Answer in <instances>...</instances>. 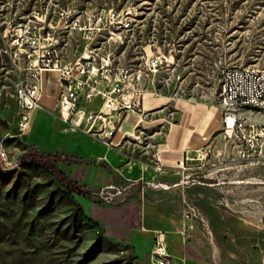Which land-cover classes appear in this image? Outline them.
<instances>
[{
  "label": "rangeland",
  "instance_id": "rangeland-1",
  "mask_svg": "<svg viewBox=\"0 0 264 264\" xmlns=\"http://www.w3.org/2000/svg\"><path fill=\"white\" fill-rule=\"evenodd\" d=\"M109 11L127 18L130 29L94 36L55 28L59 44L66 43L61 55L76 57L81 38L94 36L92 44L103 42V53L126 67L158 56L161 67L142 88L162 101L217 105L222 69L264 70V0H0V148L11 161L9 168L0 161V264H152L155 232L163 234L171 264H260L264 145L258 157L240 162L237 142L224 141L217 129L202 145L220 157L188 151L183 171L177 164L173 176L154 172L145 181L127 163L138 157L155 167L156 124L140 129L136 146L127 140L123 161L98 138L69 132L56 109L37 113L29 130L17 134L13 87L21 74L2 52L13 30L61 27L75 15ZM247 122L264 131V109L249 112ZM30 148L80 158L55 165L77 194L65 193L39 166L22 165L19 157ZM120 213L139 217L142 228L114 227Z\"/></svg>",
  "mask_w": 264,
  "mask_h": 264
},
{
  "label": "built area",
  "instance_id": "built-area-1",
  "mask_svg": "<svg viewBox=\"0 0 264 264\" xmlns=\"http://www.w3.org/2000/svg\"><path fill=\"white\" fill-rule=\"evenodd\" d=\"M61 16L60 13L59 17ZM60 20L61 18H58L57 24ZM74 27L80 32H87L82 34L99 36L106 32L108 35H114L113 30L127 32L130 29V21L120 18L119 13L109 11L106 14L75 15L71 20L63 21L61 27L50 23L36 29L17 25L12 32L11 43L2 50L21 74L13 87L17 134L24 135L29 130L31 114L42 109L41 75L55 73L58 88L54 107L60 123L69 132L98 138L102 145L108 147L110 142L107 134L102 136L105 119H110L114 126L128 113L140 114L143 79L147 74L158 70L162 62L158 56L144 55L138 67L114 63L109 52L103 53V42L97 46L92 44L94 36L81 38L85 42L76 57L62 56L61 50L66 43L59 44L60 40L54 36V30L59 28L62 31H70ZM93 100L99 101V109L95 113L81 109V103ZM217 103L220 109L221 137L227 142H237V159L247 162L258 157L264 145V131L249 128L247 114L264 109V70L235 66L222 69ZM194 154L195 158L208 160L220 157L223 153L202 147L195 150ZM0 161L3 166L11 167L7 155H2V148ZM177 164L183 171V162ZM155 171H159V166H155ZM188 210L192 213L191 209ZM260 230V264H264V213L260 219ZM150 260L152 264H171L161 232H155L153 235Z\"/></svg>",
  "mask_w": 264,
  "mask_h": 264
},
{
  "label": "crops",
  "instance_id": "crops-1",
  "mask_svg": "<svg viewBox=\"0 0 264 264\" xmlns=\"http://www.w3.org/2000/svg\"><path fill=\"white\" fill-rule=\"evenodd\" d=\"M41 78L43 95L40 102L42 109L31 114L29 127L31 119L37 113L55 110L54 98L58 88L57 76L55 73H43ZM140 105V114L128 113L117 125L113 126L110 119L106 118L102 136L107 134L110 142V146L108 147L114 148L113 151L123 161L122 155L127 140L133 141V145L136 146V143L139 142L137 133H141V128H144L149 123L156 124L155 126L158 125L159 129L156 128L152 132V137L154 138L152 147L155 151H153L151 157L154 160V166H159L158 172L166 174V177L168 175L173 176V174L178 172L177 163L183 159L185 152H194L204 147L205 145L202 144L209 140L217 129H220V109L218 103L217 105L192 106L179 100L162 101L161 98L153 96L149 90H143ZM167 107H172V110H169L166 118H164V111ZM195 107H204V109L202 111L197 109L198 112L195 113V110L192 109ZM81 109L86 112L95 113L99 109V101L93 100L81 103ZM103 111L106 112L105 109ZM169 116L172 118L169 119ZM127 166L132 168V171L145 181L151 178L155 174L154 172H157L155 171V167L147 166L138 157L129 158ZM123 170L127 169L123 168ZM99 218L104 225L111 226L107 219L104 217ZM114 221L117 223V226L114 227H129L134 230L142 228L139 217L133 218L126 213L117 214Z\"/></svg>",
  "mask_w": 264,
  "mask_h": 264
},
{
  "label": "trees",
  "instance_id": "trees-1",
  "mask_svg": "<svg viewBox=\"0 0 264 264\" xmlns=\"http://www.w3.org/2000/svg\"><path fill=\"white\" fill-rule=\"evenodd\" d=\"M22 165L33 163L39 166L46 174L55 180L57 185L64 190L65 193L71 194L79 191L74 181L67 178L55 165L62 164L70 166L81 162L80 158L74 156H62L58 153H40L33 148L19 157Z\"/></svg>",
  "mask_w": 264,
  "mask_h": 264
},
{
  "label": "bare ground",
  "instance_id": "bare-ground-1",
  "mask_svg": "<svg viewBox=\"0 0 264 264\" xmlns=\"http://www.w3.org/2000/svg\"><path fill=\"white\" fill-rule=\"evenodd\" d=\"M2 155H3V152H2Z\"/></svg>",
  "mask_w": 264,
  "mask_h": 264
}]
</instances>
